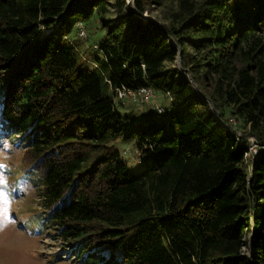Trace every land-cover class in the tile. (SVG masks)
I'll use <instances>...</instances> for the list:
<instances>
[{
    "label": "trees",
    "instance_id": "obj_1",
    "mask_svg": "<svg viewBox=\"0 0 264 264\" xmlns=\"http://www.w3.org/2000/svg\"><path fill=\"white\" fill-rule=\"evenodd\" d=\"M148 1L0 0V137L42 197L23 223L79 264H264V152L249 172L220 123L264 146V0H150L169 7V36L134 15ZM66 17L103 31L98 68L60 33ZM119 86L169 94V119L124 116Z\"/></svg>",
    "mask_w": 264,
    "mask_h": 264
},
{
    "label": "rangeland",
    "instance_id": "obj_2",
    "mask_svg": "<svg viewBox=\"0 0 264 264\" xmlns=\"http://www.w3.org/2000/svg\"><path fill=\"white\" fill-rule=\"evenodd\" d=\"M126 2L129 4L127 0ZM148 3L145 13L141 15L135 11L134 15L143 21L152 20L156 22L165 31V34L169 36L167 28L169 23L166 18L169 7H165L164 4L159 7V5L150 0ZM109 15L115 16L113 12ZM46 31L48 32V30ZM66 31H70L69 40H72L79 48L78 58L80 62H83L85 57L88 58L86 67L94 70L96 58H103L101 51L95 49L96 46L102 47L104 41L103 31L100 30L97 22L90 20L76 23L75 18L66 17L65 25H63L60 33ZM170 39L173 41L172 38ZM174 45L179 48L178 43H174ZM171 67L183 74L190 81L191 86L204 99L208 100L197 88L191 77V72L178 56L175 64ZM116 100L119 105L118 108L124 116L131 113L134 117H143L146 120L155 118L158 121H167L170 116L169 110L172 102L170 95L159 92L152 87H147V92H121ZM220 123L237 138L239 145L247 148L248 152L245 154V160L247 167H249V172L252 173L251 163L260 158L261 153L264 152V146L257 138V143L253 145L251 139L255 135L250 132L249 127L246 130L241 128V122L235 117L230 118L228 124L223 121H220ZM112 145L120 151L122 159L126 163L131 164L132 158L135 161L138 159V155L132 153L134 147L131 146L129 150V145L126 142L118 140ZM21 162L22 150L17 147L16 143H10L1 136L0 264H79L74 260L57 259V253L65 252L60 242L47 232L40 233L36 231V228H31L33 230L31 231L30 226L23 223L25 219L27 220L29 214L39 207L42 197L40 191L34 184L32 185L29 176L20 167ZM244 254L250 256L248 247H245Z\"/></svg>",
    "mask_w": 264,
    "mask_h": 264
},
{
    "label": "built area",
    "instance_id": "obj_3",
    "mask_svg": "<svg viewBox=\"0 0 264 264\" xmlns=\"http://www.w3.org/2000/svg\"><path fill=\"white\" fill-rule=\"evenodd\" d=\"M127 1H128L129 4L134 2V0H127ZM46 30H48V32ZM52 31H53L52 29H45L44 35H49ZM95 49L99 50V47L96 46ZM94 67L98 68L99 66L94 63ZM115 91H116L117 96H118L121 92H124V91L135 92V93H137L138 91L147 92V87L130 88V87H127V86H119V87L115 88ZM251 143L253 145H254V143H257L255 136H252Z\"/></svg>",
    "mask_w": 264,
    "mask_h": 264
},
{
    "label": "crops",
    "instance_id": "obj_4",
    "mask_svg": "<svg viewBox=\"0 0 264 264\" xmlns=\"http://www.w3.org/2000/svg\"><path fill=\"white\" fill-rule=\"evenodd\" d=\"M85 59L88 61V58L85 57Z\"/></svg>",
    "mask_w": 264,
    "mask_h": 264
},
{
    "label": "snow or ice",
    "instance_id": "obj_5",
    "mask_svg": "<svg viewBox=\"0 0 264 264\" xmlns=\"http://www.w3.org/2000/svg\"><path fill=\"white\" fill-rule=\"evenodd\" d=\"M5 195H7V193H5Z\"/></svg>",
    "mask_w": 264,
    "mask_h": 264
}]
</instances>
